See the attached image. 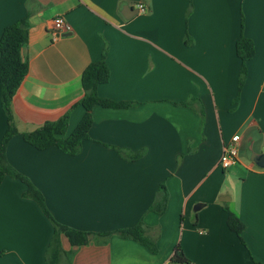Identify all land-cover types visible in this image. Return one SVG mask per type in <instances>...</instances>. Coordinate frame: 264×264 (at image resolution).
<instances>
[{
	"label": "crops",
	"instance_id": "obj_1",
	"mask_svg": "<svg viewBox=\"0 0 264 264\" xmlns=\"http://www.w3.org/2000/svg\"><path fill=\"white\" fill-rule=\"evenodd\" d=\"M29 14V72L12 103L18 135L7 158L57 222L91 233L81 247L61 236V264H172L178 245L191 264H264V169L251 159L264 153V0H0V40ZM58 17L73 32L55 39ZM241 37L255 56L239 91ZM105 50L110 79L98 96L134 105L96 106L79 155L28 144L23 134L66 115L67 136L76 129L86 113L82 75ZM7 129L0 87V143ZM230 146L238 160L224 169ZM163 184L169 201L159 216L149 210ZM26 191L10 176L0 188V264H47L54 227ZM228 211L244 223L241 236ZM142 220L157 255L105 236Z\"/></svg>",
	"mask_w": 264,
	"mask_h": 264
},
{
	"label": "trees",
	"instance_id": "obj_2",
	"mask_svg": "<svg viewBox=\"0 0 264 264\" xmlns=\"http://www.w3.org/2000/svg\"><path fill=\"white\" fill-rule=\"evenodd\" d=\"M30 27L29 14L16 24L8 26L4 30L0 40L1 102L8 119V129L0 143V188L7 176L18 179L26 184L27 191L24 196L34 200L39 205L44 215L51 221L54 227V237L47 251L46 263L61 264L64 253L61 236L65 235L72 246L81 247L88 244L91 233L77 231L57 222L49 211L46 199L42 192L36 188L29 179L18 173L10 165L7 158L8 145L12 138L18 135V130L13 117L12 103L29 72V65L23 59L22 50L28 43ZM236 51L238 57L242 61L241 78L239 83V91H241L247 76V62L255 56V46L253 41L241 37L237 42ZM106 55L107 50L103 53L102 60L90 64L82 75V86L85 91V96L80 104L84 107L86 113L76 129L67 136L69 115H66L56 122L45 123L36 132L23 134V138L28 144L39 151H45L57 147L66 154L72 156L79 155L82 151L83 142L90 138V130L93 125L92 111L96 106L122 109L134 105L133 103L127 102H114L98 96V87L107 83L110 79V70L106 63ZM238 101L239 97L235 99V103H238ZM181 105L187 106L188 104L182 103ZM112 148L118 151L122 157L132 161L141 157V154L131 155L124 149L118 147ZM168 201L169 194L166 186L163 184L161 185L156 200L149 211L154 212L159 216L164 215ZM227 223L230 230L238 236H241L245 230L244 223L232 212H229ZM149 231L150 228L147 227L142 220L132 228L119 230L114 233L106 234L105 236L109 237L113 234H117L122 238L132 239L146 246L152 254L157 255L159 249L157 247L156 239L148 236ZM171 262L172 264H191L180 245L176 247Z\"/></svg>",
	"mask_w": 264,
	"mask_h": 264
},
{
	"label": "built area",
	"instance_id": "obj_3",
	"mask_svg": "<svg viewBox=\"0 0 264 264\" xmlns=\"http://www.w3.org/2000/svg\"><path fill=\"white\" fill-rule=\"evenodd\" d=\"M138 9L141 14H146L148 12V9L143 4L138 5ZM52 31L55 39H58L62 36L72 33L73 28L63 17H58L53 21ZM237 160L238 148L236 146H230L225 148L220 160V165L224 169H228L232 165L236 164Z\"/></svg>",
	"mask_w": 264,
	"mask_h": 264
},
{
	"label": "water",
	"instance_id": "obj_4",
	"mask_svg": "<svg viewBox=\"0 0 264 264\" xmlns=\"http://www.w3.org/2000/svg\"><path fill=\"white\" fill-rule=\"evenodd\" d=\"M129 11L134 12V10H131L130 8H129ZM124 15L126 18H130V16H128L126 13H124ZM251 159L259 169H264V153L262 154L253 153L251 156ZM202 207L203 205H199L196 208V210H199Z\"/></svg>",
	"mask_w": 264,
	"mask_h": 264
},
{
	"label": "rangeland",
	"instance_id": "obj_5",
	"mask_svg": "<svg viewBox=\"0 0 264 264\" xmlns=\"http://www.w3.org/2000/svg\"><path fill=\"white\" fill-rule=\"evenodd\" d=\"M255 150H257V148H255ZM253 153V152H252ZM229 170H227V172H228Z\"/></svg>",
	"mask_w": 264,
	"mask_h": 264
}]
</instances>
